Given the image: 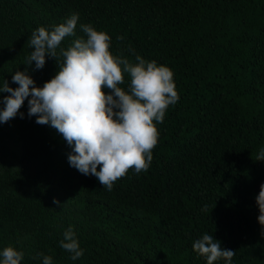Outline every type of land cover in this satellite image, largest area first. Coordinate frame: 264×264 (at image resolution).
Listing matches in <instances>:
<instances>
[{"label":"trees","instance_id":"obj_1","mask_svg":"<svg viewBox=\"0 0 264 264\" xmlns=\"http://www.w3.org/2000/svg\"><path fill=\"white\" fill-rule=\"evenodd\" d=\"M73 13L77 36L91 24L114 54L170 67L180 98L157 123L148 171L129 170L111 191L70 166L71 147L28 116L26 99L10 120L16 141L0 123V251L22 250L21 264H42L41 253L53 264H207L193 249L207 233L235 251L231 264H264V0H0V86L18 87L26 68L37 86L53 78L52 57L24 64L27 40ZM69 227L84 250L76 260L60 247Z\"/></svg>","mask_w":264,"mask_h":264},{"label":"clouds","instance_id":"obj_2","mask_svg":"<svg viewBox=\"0 0 264 264\" xmlns=\"http://www.w3.org/2000/svg\"><path fill=\"white\" fill-rule=\"evenodd\" d=\"M79 15L71 14L50 31L36 28L27 43L32 49L25 65L43 69L46 57L57 63V72L43 86H37L28 69L17 70L10 86L5 80L0 93V123H7L28 100V116L36 123L55 129L71 147L70 166L83 175L95 176L108 191L129 170L147 172L158 143L157 123L165 119L170 105L179 101L174 73L167 65L135 55V62L111 51V36L91 24L80 25L83 36H77ZM73 37L67 47L62 42ZM123 40V37H117ZM125 74L130 78L127 90L122 87ZM107 89L108 91H105ZM30 97V99H29ZM255 160H264L261 148ZM258 221L264 226V184L256 197ZM55 204H60L54 199ZM205 206V209L206 210ZM264 235V231H262ZM60 247L71 253V259L84 254L69 227L63 233ZM193 249L205 257L207 264L223 259L231 264L235 251L222 247L212 235L203 234L193 243ZM43 256L42 264H53V258ZM24 252L9 245L0 251V264H21Z\"/></svg>","mask_w":264,"mask_h":264},{"label":"rangeland","instance_id":"obj_3","mask_svg":"<svg viewBox=\"0 0 264 264\" xmlns=\"http://www.w3.org/2000/svg\"><path fill=\"white\" fill-rule=\"evenodd\" d=\"M4 124L6 125L7 129L10 131V133L12 135V140L16 141L13 124L10 122V120L7 123H4Z\"/></svg>","mask_w":264,"mask_h":264}]
</instances>
